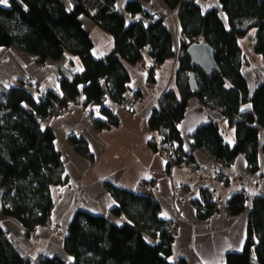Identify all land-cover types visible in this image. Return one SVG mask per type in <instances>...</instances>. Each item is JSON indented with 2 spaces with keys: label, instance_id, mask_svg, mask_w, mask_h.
I'll list each match as a JSON object with an SVG mask.
<instances>
[{
  "label": "trees",
  "instance_id": "obj_1",
  "mask_svg": "<svg viewBox=\"0 0 264 264\" xmlns=\"http://www.w3.org/2000/svg\"><path fill=\"white\" fill-rule=\"evenodd\" d=\"M71 1V11L61 0H9L8 6L0 4V48H14L33 57L40 66L56 63L67 54L78 58L84 69L71 78L62 76L60 95L50 91L36 95L23 83L11 88L0 85V192L4 216L28 231L47 224L53 207L49 187L63 184L65 177L60 154L54 148V135L45 124L79 98L84 107L100 106L106 120L92 119L97 130L118 126L117 116L104 103L108 98L120 104L130 81L124 65L143 68L146 54L153 67L170 58L176 57L178 62L176 92L165 91L148 120L157 136L151 148L157 151L165 141L175 148L174 156L166 158L168 171L182 163L191 164L193 148L221 167H229L241 154L250 172L258 170V133L264 130V79L250 93L242 73L238 39L255 29L252 50L264 63V0H218L225 21L219 10L203 12L194 0H160L176 14L180 28L176 50L170 31L160 19L148 25L135 21L126 26L115 10L114 0H100L103 6L95 13L87 9L85 0ZM125 10L131 15L151 16L136 2H128ZM81 15L113 38L110 55L101 60L93 57L94 45L82 27ZM201 40L213 48L218 73L207 76L192 65L187 48ZM153 67L149 69L150 83ZM190 74H194L196 91L189 87ZM27 85L38 92L36 84ZM190 98L227 120L235 130L233 146L224 142L215 123L199 126L191 134V150L184 145L178 126ZM244 104L250 105V112L241 111ZM68 142L80 155L92 159L84 139L70 136ZM261 151L264 155V145ZM216 177L224 178L221 172ZM105 187L117 203L111 212L124 214L132 223L116 226L106 217L76 212L63 239V249L72 257L70 264H169L166 258L171 254L173 238L165 232L158 203L110 184ZM248 202L243 193L227 201L231 216L249 211L244 247L241 252L227 254L226 264H264V197L253 198L249 206ZM195 205L200 218L216 211V204L205 192ZM144 235L153 242L148 243ZM158 238L159 243L155 242ZM0 264H34L8 240L1 226ZM38 264L65 263L58 258H44Z\"/></svg>",
  "mask_w": 264,
  "mask_h": 264
},
{
  "label": "crops",
  "instance_id": "obj_2",
  "mask_svg": "<svg viewBox=\"0 0 264 264\" xmlns=\"http://www.w3.org/2000/svg\"><path fill=\"white\" fill-rule=\"evenodd\" d=\"M8 1L2 6H8ZM61 1L68 11L73 9L71 0ZM194 1L203 12L212 8L219 10L221 19L225 21L218 0ZM128 2L138 3L151 15L150 18L126 12ZM114 7L124 18L126 26L135 21L148 25L153 19L162 20L171 33L174 50L177 49L180 28L176 14L160 0H114ZM79 19L93 42V57L101 60L110 55L114 49L113 38L87 16L81 15ZM255 33L256 30L252 29L238 39L243 57L242 73L250 93L264 79L262 57L252 50ZM247 60L255 61V64L247 68ZM143 65L141 70L136 68L140 66L124 65L130 76L124 97L132 91L138 96L131 110L120 107L108 98L104 103L117 116L118 126L97 130L92 119L106 120L100 112V106L84 107L79 103L70 104L63 113L52 117L45 124L54 135V148L60 154L65 177L63 184L49 187L53 207L46 225L28 231L18 221L4 216L0 192V226L8 240L32 263L38 264L44 258H58L65 264L72 262V257L63 249V239L78 211L106 217L116 226L132 223L124 214L115 215L111 212L117 203L106 189V184L152 198L158 203L159 218L171 224L176 231L171 243V254L166 258L169 264H226L227 254L242 251L247 238L249 210L231 216L226 205L237 193L248 197V206L253 198L264 197V155L261 151L264 130L258 133V170L254 173L249 171L246 159L241 154L229 167H221L194 148L191 151L194 159L191 164L182 163L168 171L167 159L150 146V139L157 136L150 129L148 120L153 110L158 109L160 96L167 90L176 92L175 72L178 62L175 57L153 67L151 57L146 54ZM151 67L153 82L150 83ZM83 71L80 60L67 54L56 63L40 66L33 57L14 48H0V85L4 88L23 83L36 95L48 91L60 95L62 76L71 78ZM29 83L36 84L38 92L27 85ZM250 110L249 104L241 106L242 112ZM208 123L218 125L226 144H235V130L227 120L219 112L201 107L195 98H190L186 114L178 126L184 145L190 149L191 134L199 126ZM70 136L85 140L92 159L76 152L68 142ZM191 166L199 167L202 177L208 181L203 182L200 176H190ZM218 172L224 178L216 177ZM188 190L193 191L192 198L186 196ZM204 192L216 204V211L206 218H200L195 204L201 202ZM48 226L57 228L59 234H54ZM144 238L148 243L153 242L147 235ZM155 242L159 243V238Z\"/></svg>",
  "mask_w": 264,
  "mask_h": 264
},
{
  "label": "built area",
  "instance_id": "obj_3",
  "mask_svg": "<svg viewBox=\"0 0 264 264\" xmlns=\"http://www.w3.org/2000/svg\"><path fill=\"white\" fill-rule=\"evenodd\" d=\"M84 5L87 7V9L91 13H95L96 11H98L103 6V4L100 0H85ZM136 68L141 70V67H136ZM137 98H138L137 93L135 91H132L129 96L123 97L119 106L124 108V109L131 110L133 108L134 103L137 100ZM79 102H80V100H79V98H77L75 100V103H79ZM150 142H153V138L150 139ZM157 152L159 154H161L162 156H164L165 158L172 157L175 154V148L173 146H171L168 142L165 141V142H161L159 144ZM189 173H190V176L202 177V170L197 166H191L189 168ZM202 180H203V182L208 181V179L204 178V177H202ZM186 196L188 198H192L194 196L193 191L188 190L186 192ZM49 228L53 231L54 234H59V232H60L55 227H49ZM164 228H165V232L168 236H170L172 238L175 237L176 231L172 225L166 224Z\"/></svg>",
  "mask_w": 264,
  "mask_h": 264
},
{
  "label": "water",
  "instance_id": "obj_4",
  "mask_svg": "<svg viewBox=\"0 0 264 264\" xmlns=\"http://www.w3.org/2000/svg\"><path fill=\"white\" fill-rule=\"evenodd\" d=\"M187 54L192 65L200 69L205 75L209 76L219 72V67L214 59L213 48L206 41L201 40L190 44L187 48ZM188 84L191 90H197L194 74L189 75Z\"/></svg>",
  "mask_w": 264,
  "mask_h": 264
},
{
  "label": "rangeland",
  "instance_id": "obj_5",
  "mask_svg": "<svg viewBox=\"0 0 264 264\" xmlns=\"http://www.w3.org/2000/svg\"><path fill=\"white\" fill-rule=\"evenodd\" d=\"M69 11H71V10H69ZM245 64H246V67H247V68H250L251 66H253V65L255 64V61H252V60L249 61V60H247ZM252 64H253V65H252ZM75 104H78V103H75ZM49 227H50V226H49Z\"/></svg>",
  "mask_w": 264,
  "mask_h": 264
},
{
  "label": "snow or ice",
  "instance_id": "obj_6",
  "mask_svg": "<svg viewBox=\"0 0 264 264\" xmlns=\"http://www.w3.org/2000/svg\"><path fill=\"white\" fill-rule=\"evenodd\" d=\"M0 4H7V0H0Z\"/></svg>",
  "mask_w": 264,
  "mask_h": 264
}]
</instances>
